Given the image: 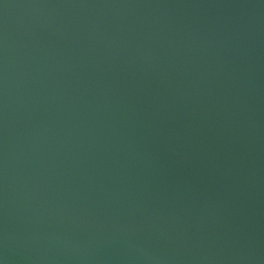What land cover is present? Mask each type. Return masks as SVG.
Returning <instances> with one entry per match:
<instances>
[{
    "label": "water",
    "instance_id": "95a60500",
    "mask_svg": "<svg viewBox=\"0 0 264 264\" xmlns=\"http://www.w3.org/2000/svg\"><path fill=\"white\" fill-rule=\"evenodd\" d=\"M0 264H264V0H0Z\"/></svg>",
    "mask_w": 264,
    "mask_h": 264
}]
</instances>
